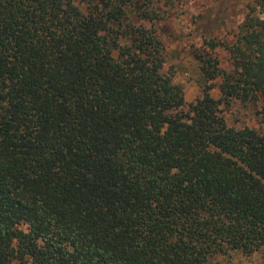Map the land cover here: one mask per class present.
Listing matches in <instances>:
<instances>
[{
  "label": "trees",
  "instance_id": "1",
  "mask_svg": "<svg viewBox=\"0 0 264 264\" xmlns=\"http://www.w3.org/2000/svg\"><path fill=\"white\" fill-rule=\"evenodd\" d=\"M173 1L0 0V264H207L264 247V134L218 109L256 104L264 124V0L231 44L203 40L229 67L197 57L184 114L154 27Z\"/></svg>",
  "mask_w": 264,
  "mask_h": 264
},
{
  "label": "rangeland",
  "instance_id": "2",
  "mask_svg": "<svg viewBox=\"0 0 264 264\" xmlns=\"http://www.w3.org/2000/svg\"><path fill=\"white\" fill-rule=\"evenodd\" d=\"M252 0H174L168 5L159 6L161 20L154 24L159 39L165 49L164 70L173 73V82L182 88L185 105L179 110L184 114L203 90V83L198 74V56L208 53L215 57L221 68L229 67L227 52L218 45L212 51L205 46L204 39L217 43L231 44L238 25L241 23L246 5ZM221 4V5H220ZM218 7L217 19L206 24L207 17ZM206 31V32H205ZM219 80L209 81L211 89L207 94L214 99L219 97ZM219 115L227 126L240 128L247 126L264 134V124L256 111L258 105L233 103L231 107L220 106ZM24 230V227H20ZM207 264H264V247L251 255L245 256L237 251L212 257Z\"/></svg>",
  "mask_w": 264,
  "mask_h": 264
}]
</instances>
